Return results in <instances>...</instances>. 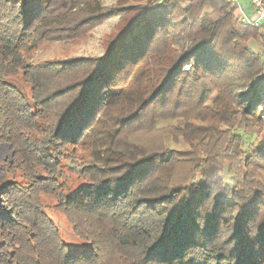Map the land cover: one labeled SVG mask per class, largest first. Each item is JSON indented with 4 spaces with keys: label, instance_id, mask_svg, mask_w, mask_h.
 Returning a JSON list of instances; mask_svg holds the SVG:
<instances>
[{
    "label": "trees",
    "instance_id": "trees-1",
    "mask_svg": "<svg viewBox=\"0 0 264 264\" xmlns=\"http://www.w3.org/2000/svg\"><path fill=\"white\" fill-rule=\"evenodd\" d=\"M94 1L0 0V143L22 178L0 187V264H264V42L224 0ZM114 15L102 56L28 63Z\"/></svg>",
    "mask_w": 264,
    "mask_h": 264
},
{
    "label": "rangeland",
    "instance_id": "rangeland-1",
    "mask_svg": "<svg viewBox=\"0 0 264 264\" xmlns=\"http://www.w3.org/2000/svg\"><path fill=\"white\" fill-rule=\"evenodd\" d=\"M128 0H95L92 4L98 7L113 6L116 4H125ZM235 15L236 13L233 12ZM119 21V15H114L104 20L99 25L93 27L85 36L78 38H65V39H52L41 41L36 48L32 50L30 57L28 58V63H38L51 59H64L79 55H93L102 56L105 51L106 41L108 40L111 33L116 30V26ZM181 25L177 28L180 29ZM236 32H238L243 41L244 45L248 48L258 51L261 46L262 38L255 27L236 24ZM261 49V48H260ZM189 66V65H188ZM9 81L25 96L27 102L32 106V100L30 98L29 86L23 82L21 76ZM259 111V110H258ZM263 124V123H262ZM264 127V126H262ZM259 127H253L249 129L244 134V145L243 154L248 152L250 145L253 142L255 135ZM159 132H152L151 134H144L139 136L141 142H151L153 140L159 139ZM174 150L179 152H184L188 150V147L182 143H175L172 145ZM78 151L84 157H88L91 153V147L88 145L78 149ZM91 157V155H90ZM11 160V152L9 146L5 142L0 143V187L13 182L22 181L21 174L19 171L10 172L8 170L7 164ZM67 170L68 167L65 166ZM65 189L66 194L74 193L81 185L85 183V179L79 177L77 173L73 170L67 171L65 176ZM47 212L50 214L55 222V225L60 230L62 240L71 247H78L82 249L85 245L84 243L77 240L71 232V227L65 217L52 208H48Z\"/></svg>",
    "mask_w": 264,
    "mask_h": 264
},
{
    "label": "built area",
    "instance_id": "built-area-1",
    "mask_svg": "<svg viewBox=\"0 0 264 264\" xmlns=\"http://www.w3.org/2000/svg\"><path fill=\"white\" fill-rule=\"evenodd\" d=\"M233 7L237 23L255 27L264 42V0H224Z\"/></svg>",
    "mask_w": 264,
    "mask_h": 264
}]
</instances>
